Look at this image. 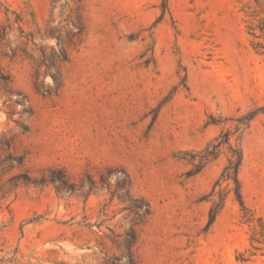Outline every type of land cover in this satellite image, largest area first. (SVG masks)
<instances>
[{
    "label": "rangeland",
    "instance_id": "rangeland-1",
    "mask_svg": "<svg viewBox=\"0 0 264 264\" xmlns=\"http://www.w3.org/2000/svg\"><path fill=\"white\" fill-rule=\"evenodd\" d=\"M64 3L0 0V264H125L115 169L150 206L136 264H264V0H82L72 43Z\"/></svg>",
    "mask_w": 264,
    "mask_h": 264
},
{
    "label": "trees",
    "instance_id": "trees-1",
    "mask_svg": "<svg viewBox=\"0 0 264 264\" xmlns=\"http://www.w3.org/2000/svg\"><path fill=\"white\" fill-rule=\"evenodd\" d=\"M54 3H57L59 0H52ZM73 4L72 8H69L68 3H64L61 7L62 12L68 11V24L75 30L74 33H68L67 38L68 42L72 43L74 39L78 38L83 34L85 30L84 20H83V3L82 0H70ZM4 35V34H3ZM59 41V39H57ZM60 47L58 51H54L51 54L43 55V60L39 63L37 66L38 69H40L41 66H44L48 72L52 71V79L56 83L55 88L58 89L61 85L60 83V70L59 65L61 63H64L68 59V53L67 48L64 45L63 41H59ZM38 73V72H37ZM39 76V74H37ZM47 93V91H44ZM225 137V143L227 141V134L224 135ZM222 142L218 143L217 145H214L211 147V149L208 147L201 155H199V166L207 163L209 160L214 159L217 156V150L221 146ZM241 163V156L238 153H235L232 156V159L229 160L228 165L224 168L222 172V178L225 180L231 179L234 184V196L237 202L239 203L240 207L243 208V200L240 193V185L237 178L238 174V168ZM197 166V167H199ZM114 172L116 177L115 181V191L122 192L118 198L122 202H128V205L126 207V210H129L130 212L134 213L136 216V222L132 223V226L130 230L126 233L127 239L125 240V246L127 249L126 253V262L125 264H136L135 260L132 256V247L136 242V227L142 225L145 223L146 218L150 215V206L147 202H145L143 199L140 198H134L131 194V181L128 176V174L122 170V169H115ZM107 176H104L103 174L100 175L99 181L100 184L106 185ZM46 182V181H42ZM49 182L54 184L58 183L59 189L65 190L67 192H75L79 188H87L88 191H91L96 182L93 179L88 178L87 179V185L81 184L80 186L70 183L67 178L63 175L61 171H53L50 173L49 176ZM220 210V206L214 205L211 207L209 211V222L208 226H211V224L214 222L218 212Z\"/></svg>",
    "mask_w": 264,
    "mask_h": 264
}]
</instances>
